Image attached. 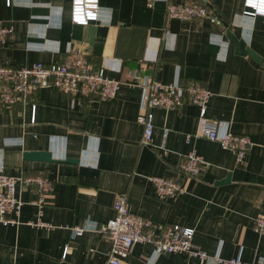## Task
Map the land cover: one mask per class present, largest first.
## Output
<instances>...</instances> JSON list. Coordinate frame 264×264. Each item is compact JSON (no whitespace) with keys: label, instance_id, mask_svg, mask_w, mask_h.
<instances>
[{"label":"crops","instance_id":"0c3cea01","mask_svg":"<svg viewBox=\"0 0 264 264\" xmlns=\"http://www.w3.org/2000/svg\"><path fill=\"white\" fill-rule=\"evenodd\" d=\"M197 2L213 10L216 23L167 19L163 0L151 8L145 0H99L97 21L77 26L70 22L71 0H10L9 6L0 0V27L13 30L0 43V64L58 63L71 47L123 83L114 99L89 107L45 88L28 103L0 111V172L15 178L44 173L53 181L40 217L50 230L27 225L39 210L17 186L24 203L20 225H0V264H107L109 242L99 229L113 219L118 195L156 227L193 229L194 245L209 256L264 264V238L253 229L264 216V67L237 54L226 37L229 31L264 61V16L245 15L244 0ZM136 70L162 84L178 79L206 87V118L250 140L244 161L197 136L199 110L190 104L152 110L154 132L150 144L141 145V90L126 85ZM192 151L204 165L196 178H179L178 164ZM28 152H49L55 162L26 160ZM154 176L178 179L184 192L157 198L149 181ZM73 227L85 232L73 237ZM124 264L198 263L136 245Z\"/></svg>","mask_w":264,"mask_h":264},{"label":"built area","instance_id":"2783aa9c","mask_svg":"<svg viewBox=\"0 0 264 264\" xmlns=\"http://www.w3.org/2000/svg\"><path fill=\"white\" fill-rule=\"evenodd\" d=\"M157 0H145L151 8ZM166 5V18L183 22L203 19L216 23L218 20L213 10L197 0H182L175 4L173 0H163ZM9 6L10 0H6ZM244 14L254 17L264 16V0H244ZM99 12V0H71L70 22L77 26H86L96 22ZM12 27H0V43H5L12 34ZM122 82L105 75L104 69H95L84 52L68 48L58 63H35L29 68H15L8 60L0 64V111L10 110L17 104L28 103L41 89L51 88L71 100L78 108L89 107L97 101L114 99ZM126 85L141 90L140 114L137 123L142 127L141 145H149L153 132L152 110L174 111L185 104L199 110V130L197 136L217 143L222 150L231 152L237 163H242L252 147L250 140L243 135L231 133L226 124L206 118V107L211 92L198 82L183 85L178 79L169 84H162L139 70L132 72ZM31 123L34 122L35 105H32ZM167 130H163V140ZM190 136L186 137L189 140ZM204 165L202 158L195 151L184 156L178 164V177L192 179L199 175ZM155 196L159 199L174 198L184 192L182 184L176 178L150 177ZM20 185L33 196L31 204L38 208L35 222L27 225L50 230L51 225L41 220V210L47 196L51 193L53 181L44 173L34 177H9L0 172V225L18 226L19 215L24 203L16 195ZM114 217L102 225L99 232L108 240L109 251L107 264H124L132 247L150 246L158 256L184 255L198 264H252L235 259L223 260L218 255L209 256L193 243L194 230L179 226L156 227L149 220L132 214L125 195L116 196L113 202ZM253 229L264 238V216L254 220ZM72 236L79 237L85 230L71 228ZM66 253V252H65ZM65 256V255H64ZM261 258L258 264H261Z\"/></svg>","mask_w":264,"mask_h":264},{"label":"water","instance_id":"95a60500","mask_svg":"<svg viewBox=\"0 0 264 264\" xmlns=\"http://www.w3.org/2000/svg\"><path fill=\"white\" fill-rule=\"evenodd\" d=\"M226 37L228 41L235 47V52L242 56H248L253 61L257 62L258 64H261L264 67V61L257 57L253 52H251L249 49H247L244 46V43L240 40H237L229 31L226 32ZM25 159L29 161H37L42 163H54L55 161L51 158V153L49 152H28L25 154ZM69 162V161H68ZM71 163V162H70ZM228 178L221 183H227Z\"/></svg>","mask_w":264,"mask_h":264}]
</instances>
